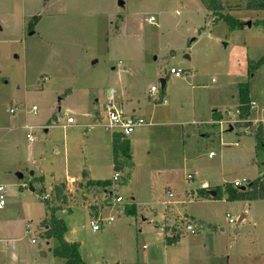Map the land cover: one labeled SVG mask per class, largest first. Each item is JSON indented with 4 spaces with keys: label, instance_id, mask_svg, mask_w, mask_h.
<instances>
[{
    "label": "rangeland",
    "instance_id": "374dc122",
    "mask_svg": "<svg viewBox=\"0 0 264 264\" xmlns=\"http://www.w3.org/2000/svg\"><path fill=\"white\" fill-rule=\"evenodd\" d=\"M221 1L224 12L251 25L230 29L200 0H0V171H10L0 172V184L10 177L21 186L13 193L5 185L0 264H64L52 253L54 240L40 236L42 196L65 174H114L111 133L102 127L110 92L126 113L133 107L152 124L127 135L133 167L119 173L97 218L87 209L95 198L83 199L74 183L67 188L70 211L56 216L83 261L264 264V200H228L223 190L264 172V149L256 152L249 128L233 123L241 121V84L256 102L247 120H264V28L253 23L264 11L245 10V0ZM214 110L222 117L211 126ZM33 173L43 176L45 193H29L24 182ZM213 188L219 197H205ZM21 191L26 201L9 203ZM92 219L99 230L91 229ZM165 226L178 233L175 242L165 243Z\"/></svg>",
    "mask_w": 264,
    "mask_h": 264
},
{
    "label": "trees",
    "instance_id": "16d2710c",
    "mask_svg": "<svg viewBox=\"0 0 264 264\" xmlns=\"http://www.w3.org/2000/svg\"><path fill=\"white\" fill-rule=\"evenodd\" d=\"M203 7L213 16L214 20H223L228 24L230 29L234 27H240L246 25L245 22L232 18L227 12H224L225 6L221 0H200ZM232 9V7H228ZM235 8H238L236 5ZM245 10L251 11H264V0H245L243 7ZM253 23L261 25L264 28V20L258 19ZM264 61V58H263ZM256 63L255 61L253 62ZM165 83V79H163ZM164 87V84H163ZM164 92V89H163ZM235 109L238 111V121L234 124L243 125L245 128H249L255 142V151L264 149V121H258L256 123L247 120L249 116V99L247 97V89L244 84L240 85L238 91V104ZM221 113L218 110H214L211 113L212 123L211 126H215L218 121L221 120ZM111 158H112V171L114 173H121L124 170H131L133 167L132 150L130 142L127 136L122 133H112L111 135ZM120 177V176H119ZM40 181V179H36ZM41 182V181H40ZM112 182L109 180H92L87 178L85 171L82 172L81 180L77 183L75 193L81 192L82 198H86V194H90L94 200L88 206L89 213L92 217H98L100 212L110 205V200L114 194L112 193ZM79 190V191H78ZM223 190L228 200L238 201H253L264 200V172L257 178L250 180L244 189L235 187L233 184H224ZM38 193H45L43 185H38L35 188ZM214 195L209 192L205 194V197L217 199L220 195L218 189H214ZM48 194V198L44 201L45 216L40 222V236L43 239H53L55 245L52 248L54 256L60 257L64 260V264H86L79 253V244L77 242H68L64 239L66 232V225L62 218L56 216L59 211H70V205L73 197L70 199V194L67 190L65 183H56L52 186ZM75 197V195H74ZM107 201L106 203L98 202L99 200ZM92 204V205H91ZM125 212L128 214L134 213V207L127 205ZM165 237V243H173L178 239V233L174 228L165 227L163 229ZM173 235V237L167 235ZM118 264V263H115Z\"/></svg>",
    "mask_w": 264,
    "mask_h": 264
},
{
    "label": "built area",
    "instance_id": "2783aa9c",
    "mask_svg": "<svg viewBox=\"0 0 264 264\" xmlns=\"http://www.w3.org/2000/svg\"><path fill=\"white\" fill-rule=\"evenodd\" d=\"M147 22H150V23L154 22V17L153 16L148 17ZM169 73L174 74L176 77H179L181 76L182 71H177L176 69L171 67L169 70ZM149 91L150 93H152V95H154L157 91V87L152 85L150 86ZM162 102L165 103V100H162ZM253 106H256V102L253 100L249 101V107L251 108ZM103 108H104V113L106 116V122L102 124V127L105 130L110 131L111 134L118 132V133H122L123 135L127 136L131 132H133L136 127L147 124V122L144 119L138 116L126 114L123 108L116 104L114 94H112L111 92L108 94L106 101L103 105ZM263 109H264V104H262V110ZM36 110L37 108L35 106L31 107L32 114H36ZM8 112L13 113L14 110L9 109ZM235 112L238 116V111L236 109H235ZM236 122L238 121H235V122L233 121V123H236ZM71 123H72V119L70 117H67L66 122H65L66 126ZM25 127L27 128V126ZM26 137L28 141L30 142L33 141V138L30 134H26ZM211 155H212V152L209 153V156ZM118 178H119V174L114 173L112 177V183L114 184L118 180ZM232 184L235 187H240L241 182L235 180ZM5 188L6 187L4 185L0 184V208H2L5 205ZM111 188H113V185ZM168 195L171 196V193H168ZM47 198H48V194H44L42 196L43 200H46ZM113 200H114V203H117L121 201V198L118 196H115ZM93 218H97V217H93ZM113 220L114 219L111 216L107 218V222H112ZM229 222H231V219H229ZM90 226L93 231H97L100 229L98 222L93 219L90 220ZM185 229L192 234L196 232L194 225L188 222L185 225ZM31 242H34V241L31 240Z\"/></svg>",
    "mask_w": 264,
    "mask_h": 264
},
{
    "label": "crops",
    "instance_id": "0c3cea01",
    "mask_svg": "<svg viewBox=\"0 0 264 264\" xmlns=\"http://www.w3.org/2000/svg\"><path fill=\"white\" fill-rule=\"evenodd\" d=\"M160 80H163V78H161ZM152 86V85H151ZM150 92V91H149ZM152 94V93H151ZM155 95V94H154ZM107 98V97H106ZM161 101L162 100H165L164 98H162V97H160L159 98ZM105 101H106V99H105ZM116 101V100H115ZM105 103V102H104ZM163 103V102H162ZM116 104L117 105H119V106H121L122 107V105L121 104H119V103H117L116 102ZM163 104H166V100H165V103H163ZM104 105V104H103ZM124 110V109H123ZM135 112H136V110L132 107L131 109H130V112H128V113H126V114H130V115H135ZM136 116V115H135ZM151 120V119H150ZM150 120L149 121H146L147 122V124H145V125H150V124H152L151 122H150ZM260 121H262V120H260ZM264 121V120H263ZM251 122H253V121H251ZM258 122V121H257ZM253 123H256V122H253ZM65 125V127H66V124H64ZM129 140V142H131V139H128ZM131 147V146H130ZM110 148H111V136H110ZM110 157H111V150H110ZM109 167H110V169L112 170V158H111V161H110V165H109ZM85 171V170H84ZM0 172H2L3 174H10V171L9 170H7V171H5V170H3V171H0ZM86 172V174H87V178L88 179H92V180H109V179H111V182H112V177H113V175L111 176V178H105V179H102V178H98V177H92V176H90V174L87 172V171H85ZM16 170H15V176H16ZM53 173V172H52ZM82 173V172H81ZM19 175H21V178L20 179H22L24 176L22 175V174H20V173H17V179H19ZM10 176V175H9ZM81 177H82V174L77 178L76 176H74V175H72V174H65V176H64V179H59V178H56L57 179V181L56 182H52L51 184V186H50V189H49V191L48 192H50V190H51V188H52V186L54 185V184H56V183H65L66 184V187L67 188H69L70 186H72L73 185V183H74V186L76 185L77 186V183L81 180ZM36 179H40V181H36ZM119 179V178H118ZM5 181V184H2V185H10L11 187H12V189L14 190V191H12L13 193L14 192H17L16 190H15V188L16 187H21L20 185L18 186L15 182H14V180L12 179V178H10V177H8L7 179H5L4 180ZM44 181V179H43V176L42 175H35L34 173L31 175V179H30V181H25L24 183H26V182H28V183H26L27 185H28V188H29V193L30 192H32V191H35V187L36 186H38V185H43V182ZM31 185V186H30ZM113 186H114V184H112ZM44 186V185H43ZM112 187V186H111ZM76 189V188H75ZM210 192V191H209ZM18 193V192H17ZM19 194H20V196L19 195H15V196H13V197H11L10 198V202L9 203H15L16 202V200L18 199L17 197H20L19 199H23V200H25L26 201V199L28 198L27 197V195H26V193H24V191H21V192H19ZM169 196V195H168ZM170 197V196H169ZM70 199H71V197H69ZM82 205H86L87 206V204H84V202L82 203ZM87 209H88V211H89V208H88V206H87ZM73 210V209H72ZM90 214V213H89ZM45 215V213L43 214V216ZM91 215V214H90ZM42 216V217H43ZM242 218L244 217V215L243 216H241ZM60 218V217H59ZM130 221H131V219H130ZM165 227H167V226H165ZM164 227V228H165ZM163 228V229H164ZM164 232V231H163ZM169 234V233H168ZM165 235V234H164ZM165 237V236H164ZM69 242V241H68ZM80 253V252H79ZM80 255H81V253H80ZM82 258V257H81ZM116 263H118V264H120V262H116Z\"/></svg>",
    "mask_w": 264,
    "mask_h": 264
},
{
    "label": "water",
    "instance_id": "95a60500",
    "mask_svg": "<svg viewBox=\"0 0 264 264\" xmlns=\"http://www.w3.org/2000/svg\"><path fill=\"white\" fill-rule=\"evenodd\" d=\"M246 25H247V26H250L251 23H250V22H247ZM163 84H164V81L161 80V85L163 86ZM229 129H231V127H229ZM19 178H21V175H19ZM245 186H246V185H245ZM245 186H241L240 189H241V190L244 189ZM210 194H211V195H214V191H210Z\"/></svg>",
    "mask_w": 264,
    "mask_h": 264
}]
</instances>
